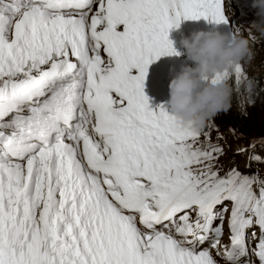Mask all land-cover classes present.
Listing matches in <instances>:
<instances>
[{"label": "snow or ice", "instance_id": "1", "mask_svg": "<svg viewBox=\"0 0 264 264\" xmlns=\"http://www.w3.org/2000/svg\"><path fill=\"white\" fill-rule=\"evenodd\" d=\"M200 18L228 23L222 0H0V264H264V177L143 92ZM206 79L254 105L242 63Z\"/></svg>", "mask_w": 264, "mask_h": 264}, {"label": "clouds", "instance_id": "2", "mask_svg": "<svg viewBox=\"0 0 264 264\" xmlns=\"http://www.w3.org/2000/svg\"><path fill=\"white\" fill-rule=\"evenodd\" d=\"M248 1L222 0L229 21L235 23L231 39L218 31H194L187 37H180L179 46L191 61V66H182L167 85V111L180 124L200 129L216 114H227L229 111L225 110L231 106L229 85L223 80L213 83L206 77L246 62L250 59V49L255 46L264 51V42L254 45L255 41L248 39L249 34L257 40L264 39V0H252V7L257 10L258 19L245 29V15L242 11ZM260 76L264 77L262 73L259 78ZM255 84L260 85V81H255ZM249 85L255 86L251 81ZM255 105L256 101L251 108Z\"/></svg>", "mask_w": 264, "mask_h": 264}, {"label": "rangeland", "instance_id": "3", "mask_svg": "<svg viewBox=\"0 0 264 264\" xmlns=\"http://www.w3.org/2000/svg\"><path fill=\"white\" fill-rule=\"evenodd\" d=\"M244 10L242 11L245 15V29L250 25L252 22L256 21L258 19L256 12L257 10L252 7V0L248 1V4L246 7H243ZM262 42H264V39H261ZM258 58V59H257ZM157 64H164L162 61L156 62ZM249 64L251 67V70L246 73V75L250 79L256 78L257 75L263 74L264 75V51L261 47L255 46L252 49H250V59ZM173 66H175L172 63ZM165 67V66H164ZM164 67L162 69L161 66H151L149 65L150 69L156 70L157 74H153L152 77L157 75H164ZM130 73L132 75L136 74V70L132 69L130 70ZM258 73V74H257ZM164 77V76H163ZM167 81H169L168 77H164ZM143 87L150 88L152 94H154L157 105L163 106L165 109H167V100H168V87L163 85L162 83H159L158 78L151 79L150 73L147 70V74L144 79V85ZM262 95L264 96V92H262ZM259 106H262L260 108ZM214 122L216 125L219 126L220 132L224 136V140L220 143L224 145V155L221 157V163L225 167H229L234 165L236 168H238L242 172H246L248 174H252L255 171L253 169L255 166L248 161L247 159V153L243 155H237L234 154V150L238 145H244L245 147L248 144L249 139L251 138H259L261 136H264V107L260 103V101H256V105L251 111L250 109L247 110V115H243V138L234 140L233 137L228 133L227 129L230 127L229 122L227 121V117L222 114L220 116L219 114H216L214 117ZM213 138H215V133L213 132ZM258 148V149H257ZM256 148V152L258 155L264 157V151L259 148V146ZM238 162V163H237ZM237 163V164H236ZM246 163L249 164L248 167H246ZM261 168L260 171H258V174L262 177H264V163H258Z\"/></svg>", "mask_w": 264, "mask_h": 264}, {"label": "trees", "instance_id": "4", "mask_svg": "<svg viewBox=\"0 0 264 264\" xmlns=\"http://www.w3.org/2000/svg\"><path fill=\"white\" fill-rule=\"evenodd\" d=\"M262 44L261 39H258L257 41L254 42L255 44ZM257 89L258 94H255V101H260V103L263 105L264 107V97L263 95H261V92L259 91V89H264V84L262 82H260V86ZM260 108H262V106H259ZM250 109L251 111L253 110L251 107H248L247 110ZM225 116L227 117V121L229 122L230 127H232L233 129H235L238 133L243 134V115H241L235 107L231 106L229 109V112L227 114H225ZM228 117L230 118L228 120Z\"/></svg>", "mask_w": 264, "mask_h": 264}, {"label": "bare ground", "instance_id": "5", "mask_svg": "<svg viewBox=\"0 0 264 264\" xmlns=\"http://www.w3.org/2000/svg\"><path fill=\"white\" fill-rule=\"evenodd\" d=\"M257 59H258V58H257ZM149 65H151V66H157V65H158V66H161L160 69H162V68L165 66L164 64L162 65L161 63H160V64H157V63L152 64V63H150ZM154 74H157V72L155 71ZM257 74H258V73H257ZM259 75H260V74H259ZM259 86H260V85H259ZM230 107H231V106H230ZM233 107H234V106H233ZM229 119H230V118L228 117V120H229ZM263 135H264V134H263ZM257 149H258V148H257Z\"/></svg>", "mask_w": 264, "mask_h": 264}]
</instances>
